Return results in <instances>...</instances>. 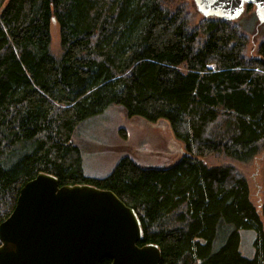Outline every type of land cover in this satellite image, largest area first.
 <instances>
[{"label":"trees","instance_id":"trees-1","mask_svg":"<svg viewBox=\"0 0 264 264\" xmlns=\"http://www.w3.org/2000/svg\"><path fill=\"white\" fill-rule=\"evenodd\" d=\"M193 21L186 0H0V222L43 171L113 191L160 264H264V204L260 215L236 165L264 149V36L248 56L235 20ZM110 104L167 119L185 153L167 168L123 157L85 175L74 131ZM241 228L255 232L252 258Z\"/></svg>","mask_w":264,"mask_h":264},{"label":"water","instance_id":"water-1","mask_svg":"<svg viewBox=\"0 0 264 264\" xmlns=\"http://www.w3.org/2000/svg\"><path fill=\"white\" fill-rule=\"evenodd\" d=\"M205 17L235 20L254 5L264 22V0H197ZM55 19L52 18V22ZM136 211L113 191L91 184L60 185L40 171L20 188L0 222V264H160L155 244L139 245Z\"/></svg>","mask_w":264,"mask_h":264},{"label":"rangeland","instance_id":"rangeland-1","mask_svg":"<svg viewBox=\"0 0 264 264\" xmlns=\"http://www.w3.org/2000/svg\"><path fill=\"white\" fill-rule=\"evenodd\" d=\"M186 2L193 14V22H198L202 13L197 0ZM235 22L247 34V55H256L258 44L264 36V22H261L256 7L246 5ZM50 33L51 48L58 52L59 31L55 22L51 23ZM73 142L80 151L83 173L98 178L110 174L123 157L131 158L142 168L159 169L172 166L186 151L184 141L176 137L167 119L150 121L140 116L129 117L112 104L85 118L75 129ZM236 165L247 177L251 202L261 215L264 204V149L249 162ZM238 234L241 255L252 258L255 253V232L241 228Z\"/></svg>","mask_w":264,"mask_h":264}]
</instances>
